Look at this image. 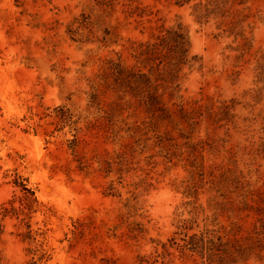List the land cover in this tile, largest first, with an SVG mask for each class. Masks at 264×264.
Here are the masks:
<instances>
[{"label":"rangeland","instance_id":"rangeland-1","mask_svg":"<svg viewBox=\"0 0 264 264\" xmlns=\"http://www.w3.org/2000/svg\"><path fill=\"white\" fill-rule=\"evenodd\" d=\"M176 1L0 0V264H202L185 233L240 238L264 217V0L200 20L206 0ZM177 27L188 62L157 81L168 116L100 83L107 60L148 73L134 47ZM227 168L240 186L213 188Z\"/></svg>","mask_w":264,"mask_h":264},{"label":"trees","instance_id":"trees-1","mask_svg":"<svg viewBox=\"0 0 264 264\" xmlns=\"http://www.w3.org/2000/svg\"><path fill=\"white\" fill-rule=\"evenodd\" d=\"M115 0H101V5L112 7ZM132 1V0H128ZM190 0H177L175 3L184 5ZM238 4L243 3V0H237ZM229 0H206L204 3H197L194 9L198 12L197 19H203L210 14H219L225 16L226 4ZM125 11L128 15H133L138 7H132L130 3L123 4ZM139 14V13H138ZM83 24L79 25L80 28H86L88 25L87 17L81 14ZM235 25L236 22H230ZM67 33L74 38L78 34V29H68ZM188 40L181 27L168 28L164 33L154 36L153 41L139 43L134 47L133 57L140 64L150 66L148 73L141 70H134L123 65L120 62L107 60L106 68L103 74L99 77L100 83L102 82L105 87L109 89L121 88L122 86L128 88L130 93L139 98L145 106V110L154 118H162L159 112L168 116V110L163 106L161 96L157 93V81H164L170 77L169 80L176 78V73L180 70L181 66L186 64L188 54ZM156 72L157 75L153 76ZM111 82V83H110ZM156 84V85H153ZM96 90V89H95ZM172 94V93H171ZM93 99L92 103L97 98L96 93L91 94ZM178 111L186 113L182 104H178ZM193 125L192 122H190ZM128 132L130 129L127 130ZM136 132V131H134ZM132 136V135H130ZM121 155L116 158L120 159ZM202 174V173H201ZM212 176L213 188L221 186L225 189L229 187H239L240 182L233 174L231 169L223 170L219 175H215L212 171L209 172ZM21 190L25 193V200L29 196H33V192L26 188L25 184L19 183ZM219 189H216V191ZM224 196V195H222ZM263 202V201H261ZM225 204V203H224ZM224 204L217 203L216 207L224 208ZM243 204L248 208V204L243 201ZM257 214L264 215V207L258 205L256 207ZM193 222V219L181 220L178 226L182 230H186L187 223ZM191 228V227H190ZM235 229H239L236 224H233L229 229L220 226L218 229H204L199 233L183 235L182 244L179 245L181 251H187L191 255L197 254L203 260L202 264H230L236 262L237 259H247L254 255L259 259L264 258V217H259L254 222L253 227L246 232L243 237L236 238ZM173 241V239H171Z\"/></svg>","mask_w":264,"mask_h":264}]
</instances>
